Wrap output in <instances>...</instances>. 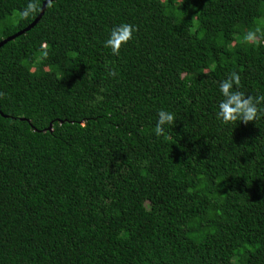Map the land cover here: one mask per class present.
I'll return each instance as SVG.
<instances>
[{
  "label": "trees",
  "instance_id": "obj_1",
  "mask_svg": "<svg viewBox=\"0 0 264 264\" xmlns=\"http://www.w3.org/2000/svg\"><path fill=\"white\" fill-rule=\"evenodd\" d=\"M45 1L0 0V42ZM256 29L264 0L48 3L0 48V264H264V116L215 117L231 72L264 95Z\"/></svg>",
  "mask_w": 264,
  "mask_h": 264
},
{
  "label": "clouds",
  "instance_id": "obj_2",
  "mask_svg": "<svg viewBox=\"0 0 264 264\" xmlns=\"http://www.w3.org/2000/svg\"><path fill=\"white\" fill-rule=\"evenodd\" d=\"M39 0H27L25 6L19 11L22 19H28L39 11ZM136 27L133 24L121 23L113 26L103 47L109 49L112 55H119L121 47L133 39ZM244 40L251 44L264 41L259 29L249 30L244 34ZM240 75L231 72L218 85L219 95L222 97L216 105L215 117L224 126L233 123L248 124L264 116V95H246L239 91ZM175 114L171 111L160 109L156 113V120L152 132L156 137H161L174 125Z\"/></svg>",
  "mask_w": 264,
  "mask_h": 264
},
{
  "label": "water",
  "instance_id": "obj_3",
  "mask_svg": "<svg viewBox=\"0 0 264 264\" xmlns=\"http://www.w3.org/2000/svg\"><path fill=\"white\" fill-rule=\"evenodd\" d=\"M53 0H46L44 3H43V6H42V9H41V12L40 14L37 16V18L24 30L18 32L17 34L3 40L0 42V48L5 44L7 43L8 41H11V40H14L16 37L24 34L25 32L29 31L30 29H32L39 21L40 19L43 17L44 13H45V10H46V7L48 5V3L52 2Z\"/></svg>",
  "mask_w": 264,
  "mask_h": 264
}]
</instances>
